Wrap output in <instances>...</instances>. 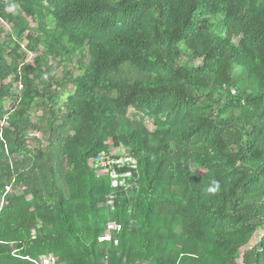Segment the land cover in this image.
<instances>
[{"label": "trees", "instance_id": "1", "mask_svg": "<svg viewBox=\"0 0 264 264\" xmlns=\"http://www.w3.org/2000/svg\"><path fill=\"white\" fill-rule=\"evenodd\" d=\"M5 117L0 264H264V0H0Z\"/></svg>", "mask_w": 264, "mask_h": 264}, {"label": "built area", "instance_id": "2", "mask_svg": "<svg viewBox=\"0 0 264 264\" xmlns=\"http://www.w3.org/2000/svg\"><path fill=\"white\" fill-rule=\"evenodd\" d=\"M8 117L0 121V129L7 125ZM36 136V135H35ZM111 154H116L115 157L102 154L98 158L91 161L92 166L97 171L98 175L109 174L111 178V189L114 191L107 198L106 205L112 207L114 204L115 194L117 191L123 189L128 190L134 186V182H131L133 175L137 170V160L129 156L128 151L125 148H112ZM121 171V172H119ZM122 226L116 222H108L106 224V232L108 235V242H112L117 245L118 241L114 240V236L121 233ZM33 264H56V260L50 256H42L37 260L26 258ZM103 264H108L107 259H104Z\"/></svg>", "mask_w": 264, "mask_h": 264}, {"label": "rangeland", "instance_id": "3", "mask_svg": "<svg viewBox=\"0 0 264 264\" xmlns=\"http://www.w3.org/2000/svg\"><path fill=\"white\" fill-rule=\"evenodd\" d=\"M7 30H9V28L7 27ZM33 58V56H31V58H30V60L28 61V63H30L31 62V59ZM81 74V72H75L74 73V75L75 76H79ZM59 75H61V74H59ZM58 75V77H60ZM71 90H72V88L71 87H68V90L66 91V92H64V95L59 99V101H58V104L61 106V105H63L64 104V102L66 101V95H68L69 94V92H71ZM37 114H35L33 117L35 118V120H37V118H39V117H41V112H36ZM148 127H149V129L150 130H152L153 129V127L150 125V124H148ZM36 135V138L38 137V139L40 138L41 139V135H39V134H35Z\"/></svg>", "mask_w": 264, "mask_h": 264}, {"label": "clouds", "instance_id": "4", "mask_svg": "<svg viewBox=\"0 0 264 264\" xmlns=\"http://www.w3.org/2000/svg\"><path fill=\"white\" fill-rule=\"evenodd\" d=\"M219 189V183L217 181L212 182V186L208 187L206 191L208 193H215Z\"/></svg>", "mask_w": 264, "mask_h": 264}]
</instances>
